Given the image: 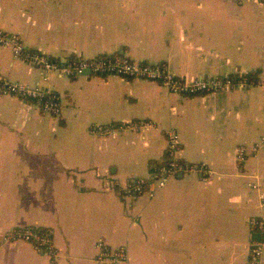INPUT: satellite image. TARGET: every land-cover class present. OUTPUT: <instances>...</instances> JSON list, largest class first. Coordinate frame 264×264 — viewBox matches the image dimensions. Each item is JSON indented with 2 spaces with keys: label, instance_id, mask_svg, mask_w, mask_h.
I'll return each mask as SVG.
<instances>
[{
  "label": "crops",
  "instance_id": "1",
  "mask_svg": "<svg viewBox=\"0 0 264 264\" xmlns=\"http://www.w3.org/2000/svg\"><path fill=\"white\" fill-rule=\"evenodd\" d=\"M0 28L54 59L126 56L189 79H259L180 95L139 78L46 74L0 46V83L61 97L56 116L0 89V264H110L98 261L101 240L125 248L121 264H247L258 234L248 221L261 214L264 192V2L0 0ZM132 120L151 125L92 130ZM168 129L179 134L180 158L208 173L128 193L131 179L151 177L165 159ZM243 145L251 152L245 164L237 160ZM28 225L52 231L57 259L28 242L2 243Z\"/></svg>",
  "mask_w": 264,
  "mask_h": 264
},
{
  "label": "built area",
  "instance_id": "2",
  "mask_svg": "<svg viewBox=\"0 0 264 264\" xmlns=\"http://www.w3.org/2000/svg\"><path fill=\"white\" fill-rule=\"evenodd\" d=\"M264 2V0H258ZM0 46L12 50L15 58L41 67L46 74L56 72L60 76L77 78L83 75L88 77L95 75H117L128 78H139L147 81L158 82L162 87L171 93L180 95H199L217 92L231 91L235 88H245L254 85V81L239 76H200L193 79L182 77L172 72L167 64L163 63H139L126 56H94V57H73L69 59H54L44 52L28 48L23 37L17 33L8 32L0 28ZM0 89L4 94L17 95L24 99H30L45 112L52 115H61V97L52 89L40 86L30 87L23 83L3 80ZM151 125L150 122L132 120L119 126L116 125H94L93 131L97 134H108L114 129L134 130ZM166 163L161 167H155V171L149 178H133L128 184L126 191L131 194L143 193L152 181L158 183V187H164L169 178L179 173H208L207 167L203 164L185 162L180 158L181 140L175 129L166 130ZM264 141V138H263ZM257 147L252 148L254 153ZM251 156L246 145L239 147L237 160L245 164ZM248 186L257 188V184L249 182ZM261 214L249 218L251 232L258 233L261 237L264 234V192L259 194ZM28 242L34 247L57 259L56 245L52 231L35 226H19L10 230L2 240V243ZM98 261H109L110 264H121L127 259L125 248L115 249L104 241H98ZM264 255V240H254L250 246L249 259L247 264H261Z\"/></svg>",
  "mask_w": 264,
  "mask_h": 264
},
{
  "label": "trees",
  "instance_id": "3",
  "mask_svg": "<svg viewBox=\"0 0 264 264\" xmlns=\"http://www.w3.org/2000/svg\"><path fill=\"white\" fill-rule=\"evenodd\" d=\"M257 74H258V72L247 73V74L244 75V77H246L249 80H252L254 82H257L259 80L257 78ZM166 160H167V156H165V159L161 163L156 162L155 163L156 164L155 167L157 168V167L163 166L166 163ZM155 167H154V169L152 168L153 172L155 171Z\"/></svg>",
  "mask_w": 264,
  "mask_h": 264
},
{
  "label": "water",
  "instance_id": "4",
  "mask_svg": "<svg viewBox=\"0 0 264 264\" xmlns=\"http://www.w3.org/2000/svg\"><path fill=\"white\" fill-rule=\"evenodd\" d=\"M180 175H183V174H182V173H180ZM255 237H256V239H257V240H259V238H260V235H258V234H257V235H255Z\"/></svg>",
  "mask_w": 264,
  "mask_h": 264
},
{
  "label": "rangeland",
  "instance_id": "5",
  "mask_svg": "<svg viewBox=\"0 0 264 264\" xmlns=\"http://www.w3.org/2000/svg\"><path fill=\"white\" fill-rule=\"evenodd\" d=\"M152 82H154V81H152ZM156 83H158V82H156ZM159 84V83H158ZM227 92V91H226ZM250 227V226H249ZM250 230H251V228H250Z\"/></svg>",
  "mask_w": 264,
  "mask_h": 264
}]
</instances>
